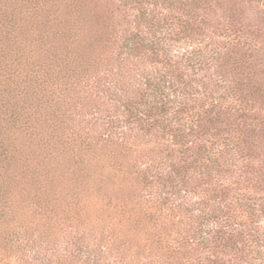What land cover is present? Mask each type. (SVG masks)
I'll use <instances>...</instances> for the list:
<instances>
[{"label":"trees","instance_id":"trees-1","mask_svg":"<svg viewBox=\"0 0 264 264\" xmlns=\"http://www.w3.org/2000/svg\"><path fill=\"white\" fill-rule=\"evenodd\" d=\"M197 2L0 0V264H93L102 249L184 264L185 241L168 234L182 216L168 191L219 170L218 153L199 142L220 106L193 98L169 53V16L153 9L192 13ZM131 59L162 69L139 88ZM184 59L194 68L207 58L195 49ZM156 132L189 160L173 162ZM62 235L74 239L67 263L49 248Z\"/></svg>","mask_w":264,"mask_h":264},{"label":"rangeland","instance_id":"rangeland-1","mask_svg":"<svg viewBox=\"0 0 264 264\" xmlns=\"http://www.w3.org/2000/svg\"><path fill=\"white\" fill-rule=\"evenodd\" d=\"M153 11L160 17L169 16L163 23L173 30L167 43L169 53L181 61L178 67L188 76L187 85L199 92L193 98L208 103L212 96L218 97L220 106L210 115L213 121L199 142L218 153L219 170L213 171L210 182L193 174L186 178L187 185L178 186V192L168 191L172 193L169 203L175 210L179 206L182 213L167 226L168 234L175 242L185 241L184 264H264V0H198L192 13L158 3ZM135 13L127 17L129 34L136 32ZM195 49L207 59L192 68L184 55ZM129 64L137 68L133 83H141L139 88L162 69L160 64L142 59H131ZM204 85L213 93L200 94ZM155 135L163 137H156V142L173 150V162L189 160L180 158L182 147L170 136ZM156 167L159 172L164 168ZM240 223L249 225L250 231L237 234ZM251 229L260 230L255 234ZM72 242L70 236L62 235L49 248L67 263L62 249H71ZM102 250L95 257L89 254L93 264H164L141 252L128 260L115 250Z\"/></svg>","mask_w":264,"mask_h":264}]
</instances>
